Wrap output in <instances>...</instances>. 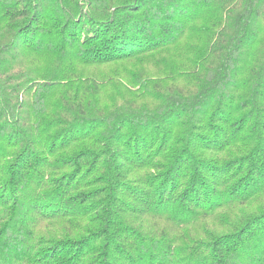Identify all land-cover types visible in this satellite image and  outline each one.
<instances>
[{"label": "trees", "instance_id": "obj_1", "mask_svg": "<svg viewBox=\"0 0 264 264\" xmlns=\"http://www.w3.org/2000/svg\"><path fill=\"white\" fill-rule=\"evenodd\" d=\"M0 264H264V0H0Z\"/></svg>", "mask_w": 264, "mask_h": 264}]
</instances>
